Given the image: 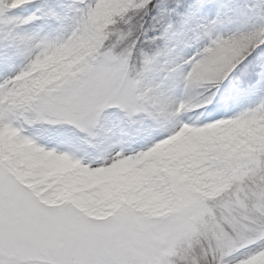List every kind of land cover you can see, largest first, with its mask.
Returning <instances> with one entry per match:
<instances>
[{"label": "snow or ice", "instance_id": "obj_1", "mask_svg": "<svg viewBox=\"0 0 264 264\" xmlns=\"http://www.w3.org/2000/svg\"><path fill=\"white\" fill-rule=\"evenodd\" d=\"M0 264H264V0H0Z\"/></svg>", "mask_w": 264, "mask_h": 264}]
</instances>
